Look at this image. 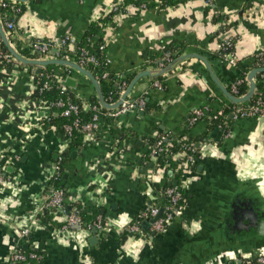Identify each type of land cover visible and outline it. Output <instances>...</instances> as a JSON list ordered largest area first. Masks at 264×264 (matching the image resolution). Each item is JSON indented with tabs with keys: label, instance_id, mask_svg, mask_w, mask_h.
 <instances>
[{
	"label": "crops",
	"instance_id": "0c3cea01",
	"mask_svg": "<svg viewBox=\"0 0 264 264\" xmlns=\"http://www.w3.org/2000/svg\"><path fill=\"white\" fill-rule=\"evenodd\" d=\"M13 1L22 11L13 19L16 28L8 29L0 18L11 45L29 60H51L62 57L51 54L47 59L30 50V43L58 41L66 35L79 42L122 0ZM156 3L145 9L128 4L127 14L107 23L106 55L116 81L160 71L181 56L197 54L234 95L232 86L240 74L248 81L253 70L264 68V0H215L213 7L206 0ZM216 12L232 22L226 31L221 32L213 20ZM224 40L233 44L235 66L215 56ZM75 51L73 47L70 55L75 58L68 60L77 62ZM35 68L16 60L10 69L0 68V161L5 158L0 264H241L245 258H257L258 252L264 255V239L234 228L236 208L243 205L248 212L264 216V116L234 119L231 115L233 124L227 131L209 129L205 120L193 124L197 110L220 112L238 106L224 96L201 60L188 59L159 77L140 79L129 97L147 93L151 111L129 112L110 124L104 122L95 136L86 134L87 149L72 153L64 175L65 211L80 208L81 215L96 218L101 228L94 234V225L63 230L59 214L51 212L61 227L52 223L56 217L46 220L41 210L50 196L56 161L69 141L54 126L43 128L42 120L55 112L41 100L31 99L36 77L43 72L35 74ZM63 69L58 67L55 74H65ZM68 78L76 81L71 89L77 96L98 99L84 75L74 71ZM258 78L264 82V74L255 77L256 85ZM156 80L163 89L149 87ZM111 126L116 133L109 130ZM158 136L191 140L200 156L184 175L182 186L188 195L182 209L165 231L149 235L153 218L142 215L150 207L164 210L166 205L154 186L159 176L153 175V165L145 159L149 141ZM137 220L145 236L131 235L127 244H118V236ZM149 224L145 230L143 226ZM25 228L30 232L23 238ZM18 251L36 253L38 258L16 263L13 257Z\"/></svg>",
	"mask_w": 264,
	"mask_h": 264
},
{
	"label": "trees",
	"instance_id": "16d2710c",
	"mask_svg": "<svg viewBox=\"0 0 264 264\" xmlns=\"http://www.w3.org/2000/svg\"><path fill=\"white\" fill-rule=\"evenodd\" d=\"M120 10H123L128 4L134 6H142L145 5L147 8H151L153 6L158 5L156 0H122L121 1ZM163 3V4H162ZM162 6L166 4L165 1H162ZM214 6V5H213ZM212 6V7H213ZM18 4L9 3L6 7H2L0 5V18L1 21H10L13 24L14 17L17 16L19 11ZM115 12H110L103 18L101 21L94 22L87 32L85 33L84 37L77 42L76 44V51L74 52L76 56V61L85 69H87L99 82L101 91L103 93V97L107 103H116L121 98V86L123 83L130 84L134 79L135 75H127L121 82H118L114 79V74L110 71V64L107 59L106 55V41H105V28H107V23L111 22L114 19ZM229 17L218 14L217 12L214 15L213 20L215 23H218L221 32L226 31L232 24L226 21ZM226 22V23H225ZM219 36V34H218ZM216 34V38H219ZM228 41V40H227ZM36 42V41H34ZM231 42V41H228ZM228 44V43H227ZM4 48V47H3ZM171 51V49H169ZM225 52H233V48H228ZM27 53V52H26ZM220 53L221 51L215 53V56L219 59L221 58ZM29 55V54H27ZM59 57H63L62 51L57 54ZM42 56V55H41ZM88 57H93L96 59L97 63L85 62L82 63V60ZM11 65L2 63L0 64V68L2 69H10ZM59 66H49L43 70V72L36 77V89L31 95L32 100H41L44 102L47 108H50L52 112H55L50 115L47 119L42 120L43 128H47L50 126H54L57 131L62 133L64 139L69 141L67 148L59 154V157L56 161V164L60 166V178L57 180H52L49 183V188H61L65 192L64 188V175L66 174V167L69 161L72 160V153L73 152H81L84 149H87L88 146L85 143L86 133L82 130V126L91 123L95 112L92 110H85L82 104V100L79 96H77L71 88L66 91H62L59 87L60 84L68 79L70 76L69 73L62 74L60 76L55 74L56 69ZM47 73L52 75V79H47ZM107 73L108 77L103 78L102 74ZM240 79H242V84L238 86V94L244 95L248 92V81L246 79L245 74H240ZM48 82V86L44 87V83ZM264 82L263 80L257 79V90L254 97L249 101V103L245 104V107L253 106L258 101V99H262L264 103ZM146 105H145V112L151 111L152 107L148 102L147 97ZM59 100H62L66 103H72L79 106V111L77 114H72L69 117H65L62 115V109L55 106V103ZM87 104L91 106L99 107V101L96 96H90L86 100ZM264 106V104H263ZM232 111L231 109H224L222 114L219 115V112H205L203 117L200 120H205L209 124V129L215 128H223L226 131L231 129L233 124V119L231 118ZM79 123L78 127H74V123ZM104 122L110 124V119L105 118ZM67 126H73L72 131L68 133L66 131ZM112 133H116V129L114 126L109 129ZM160 137L158 136L152 138L149 141V150L146 153V158L148 161L150 160V165H153V174L159 176V182L154 184L155 188L162 193L163 195L165 192L171 187H178L180 191L183 193V201H181V205L183 206L184 200L187 198L188 192L183 188L184 182V174L182 170V164L188 159V157H193L197 159L200 154L199 150L196 148L194 143L191 140H181L174 141L172 138L165 136L163 140V146L167 148L166 151L160 153L153 159L151 158V152L157 145L158 140ZM178 156V159H174V156ZM5 158L0 161V165L4 168ZM195 166V165H194ZM194 166H191V169H194ZM166 202V201H165ZM78 208L77 210H79ZM51 210H44L43 213L45 214L46 220L52 221V223L56 224L57 227H61V223L58 222L59 218L56 214L54 217L51 215ZM80 212V210H79ZM58 214V213H57ZM80 219L83 224V227L89 228L96 224V218L92 216H83L80 213ZM93 228V227H92ZM131 237V233L128 230H125L122 234H120L117 238V243L125 245L127 244L128 240ZM30 254L32 252H25ZM256 257H254L255 259ZM255 264V262H253Z\"/></svg>",
	"mask_w": 264,
	"mask_h": 264
},
{
	"label": "built area",
	"instance_id": "2783aa9c",
	"mask_svg": "<svg viewBox=\"0 0 264 264\" xmlns=\"http://www.w3.org/2000/svg\"><path fill=\"white\" fill-rule=\"evenodd\" d=\"M12 2L15 3L13 0H1L0 5L2 7H6L9 3H12ZM206 2L208 3L209 6H213L215 0H206ZM121 4L122 3L119 2V3L114 4L111 7V12L113 11L116 13L114 16L116 18H120L121 15L127 14L129 12V10H128L129 7H127V6L124 7L123 10H120ZM140 8L145 9L146 6L142 5ZM19 11H20V9H19ZM228 23H229V20H228ZM6 27L10 30L16 28L15 24H13L10 21L6 22ZM76 44H77V42L72 36L66 35L65 37L61 38L58 41L53 40V39H45V40L33 42L32 47H33L34 51L38 52L39 54H41L42 56H44L47 59L50 57L51 51L56 49L58 51L57 54L62 51L63 57L60 59L68 60L67 55L70 54L71 49L73 47H76ZM228 48H233V44H232V42H228L227 40H224V41L219 43L217 51L222 52V53H220V55H221V58L223 60H225L228 63H230L231 65L235 66L237 64V61H236L235 56L233 55L234 53L233 52H225V51H227ZM3 49H4L3 44H2L1 38H0V64L5 63V64L11 65V67H13L15 59L10 57L8 54L3 53ZM259 56L261 57L260 60H262L263 54H261ZM85 62H91L94 64L97 63L96 59H94L93 57H88V58H85L84 60H82V63H85ZM76 63L79 64L78 62H76ZM62 68H64L63 71L65 73L71 74L74 72L69 68H65V67H62ZM43 70H45V68ZM102 76H103V78H107L108 74L104 73V74H102ZM46 78L52 79L53 77H52V75L47 73ZM242 82H243L242 80L238 79L237 82L232 86V93L237 97H241V95L238 94L239 93L238 92V86L241 85ZM162 85L163 84L161 83V81L156 80V81H153L149 87L152 89H163ZM47 86H48V82L44 83V87H47ZM59 87L61 88L62 91L68 90V88L64 85V82H62ZM127 88H128V84L123 83L121 86V89H122L121 90V98L124 95V93L126 92ZM146 95H147V93L141 95L137 99H134V98L132 99L129 97L130 96L129 95L128 98L125 101H123V103L121 104V106L119 108L111 110V111H104V110H102V108L100 106L99 107L91 106V105L87 104V102L83 98H81L84 108L88 109V110H92L93 112H95L93 119H92V122L82 126V130L87 135L95 136L97 134V132H99L101 130L102 124L104 123L105 118L110 119L114 122L116 119H119L120 117H122L123 115H125L129 112H144L145 105H146V99L145 98L147 97ZM121 98H120V100H121ZM109 104L113 105L115 103H109ZM263 104H264L263 100L260 98L255 103V105H253V106H249V107H245L244 105L234 106L231 110L232 116L234 119H240V118H245V117L264 116ZM55 106L62 109V115L65 117H69L72 114H77L79 111L78 105L72 104V103H66L62 100L57 101L55 103ZM45 107H46V105H45ZM47 109L52 111L50 108H47ZM205 112H207V111L206 110L195 111L192 123L195 124V123L199 122L200 119L203 117ZM222 112L223 111H220L219 115H221ZM78 126H79V123L75 122L74 127H78ZM72 128H73V126H67L65 129L68 133H70L72 131ZM227 134H228L227 136H230L229 132ZM164 139H165L164 137H160V139L158 140L157 145L155 146V148L151 152L152 158L156 157L160 153L167 150V148L162 145L163 144L162 142ZM193 162H194V158L188 157V159L182 164L181 167H182L184 175L190 171V169H191L190 167L192 166ZM153 175H151V177ZM59 178H60V166H58V164H55L53 173L50 177V181L57 180ZM4 181H5L4 168L0 165V184H3ZM64 195H65V192L63 189L51 188L50 189V196L43 203L41 210H51L55 213H58L62 217V219L64 220L63 230H68L73 226L83 227V224H82L81 219H80L79 210H74L70 213H67L65 211ZM164 198L166 200V205L164 207L163 216L157 222L152 224L151 231H149L146 234L150 235L152 233H158V232L160 233V232L165 231V229L168 227L169 223L173 221L175 215L183 207L181 205V201H183L184 197H183V193L180 191V189L178 187L169 188L165 192ZM160 210L161 209L159 207H150L142 215V218H145L147 216L154 218L159 214ZM97 227L101 228L100 222L97 224H94L93 228H97ZM127 230L131 233V235L133 236L132 237L133 239H136L137 237H144L145 236L141 230V220H137V221L133 222L129 226V229H127ZM29 232H30V229L25 228L21 231V236L24 238L29 234ZM37 258H38V255L36 253L27 254L24 251H18L14 255L13 260L16 263H25L28 260H34ZM253 262H255V264H264V255H259L255 259L254 258H251V259L245 258L242 260L241 264H254Z\"/></svg>",
	"mask_w": 264,
	"mask_h": 264
},
{
	"label": "water",
	"instance_id": "95a60500",
	"mask_svg": "<svg viewBox=\"0 0 264 264\" xmlns=\"http://www.w3.org/2000/svg\"><path fill=\"white\" fill-rule=\"evenodd\" d=\"M15 1H17L19 3H25L28 0H15ZM0 38H1V42L4 46L3 53L8 54L10 57L14 58L17 62H19L21 64L35 66L36 68L33 69L34 70L33 72L35 74H40L44 68L54 65V66L69 68L72 71H75V72H78V73L84 75L94 85L96 92H97L99 104H100L102 110H104V111H111V110L119 108L121 106V104L123 103V101H125L128 98V96L131 94L135 84H137L140 79L159 77L165 73L170 72L173 68H175V66L177 64H180L181 62L186 61L188 59L196 58V59L201 60L205 64L207 69L209 70L212 78L214 79V81L218 85L219 89L224 94V96L234 105L245 104V103L251 101V99L255 95L256 87H257L256 82H255V77L258 74H264V68H257L255 70H253L248 77V81H249L248 93L246 95H244L243 97H235L234 95H232L228 91V89L223 87L217 81V79L214 75L212 66L210 65V63L205 58H203L202 56L197 55V54H187V55L179 57L173 64L169 65L168 67H166L160 71H157V70L156 71H144V72L140 73L139 75H137L133 79L131 84L128 86V88H127L126 92L124 93V95L122 96L121 100H119L117 103H115L113 105H110L105 101V99L103 97V93L101 91V87H100L98 80L87 69L81 67L76 62L70 61V60H65V59L29 60V59L23 57L11 45L1 22H0ZM24 43H27L26 40H24ZM28 48L32 51L34 50L32 47V43H30V46ZM57 52L58 51L55 49V50L51 51V54L56 55ZM67 56L72 58V59L75 58L70 54H68ZM64 85L67 88H74V87H76V81L73 78H68L66 81H64ZM64 178L66 179L67 177L65 176ZM248 210H249V212L247 211L246 205H243V208H240V209L236 208L235 218H234V220H235L234 221V228L236 230L243 228L246 230V233H248V235L250 233L251 234L253 233V235L256 237V239H264V216L261 213L255 212V210H250V209H248ZM163 212H164V210L161 209L159 214L153 218L151 223L154 224L155 222H157L163 216ZM249 213L252 214V216H250ZM102 225L105 226V223H102ZM149 227H150V224L143 226V228L145 230H148ZM71 228L74 230H80L81 229L80 226H73ZM97 230H98L97 228H92V233L93 234L96 233ZM91 239H92L91 241H93V240H95V237H93ZM258 255H261V253L258 252Z\"/></svg>",
	"mask_w": 264,
	"mask_h": 264
}]
</instances>
